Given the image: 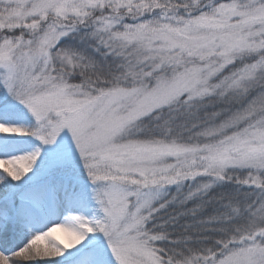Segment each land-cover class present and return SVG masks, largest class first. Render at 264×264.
I'll use <instances>...</instances> for the list:
<instances>
[{"label": "snow or ice", "instance_id": "obj_1", "mask_svg": "<svg viewBox=\"0 0 264 264\" xmlns=\"http://www.w3.org/2000/svg\"><path fill=\"white\" fill-rule=\"evenodd\" d=\"M0 264H264V0H0Z\"/></svg>", "mask_w": 264, "mask_h": 264}, {"label": "rangeland", "instance_id": "obj_2", "mask_svg": "<svg viewBox=\"0 0 264 264\" xmlns=\"http://www.w3.org/2000/svg\"><path fill=\"white\" fill-rule=\"evenodd\" d=\"M56 223H57V224H58V223H61V221H56ZM48 227H54V224H49ZM44 231H47V228H45ZM58 231H60V232H58ZM57 232H58V234H59L60 236H62V233H63V232H62L59 228H57V229L52 233L50 239L55 240L56 242H59V241L57 240V237H56V234H55V233H57ZM61 232H62V233H61ZM62 237H63V236H62ZM45 242H46V241H42L41 243H45Z\"/></svg>", "mask_w": 264, "mask_h": 264}, {"label": "bare ground", "instance_id": "obj_3", "mask_svg": "<svg viewBox=\"0 0 264 264\" xmlns=\"http://www.w3.org/2000/svg\"><path fill=\"white\" fill-rule=\"evenodd\" d=\"M60 230H61V229H60ZM58 232H60V231H58ZM58 232L55 233V234H56V237H57V238H58V237H59V238H63V237H64V233L61 232V233H62V236H63V237H62V236H60V235L58 234Z\"/></svg>", "mask_w": 264, "mask_h": 264}, {"label": "trees", "instance_id": "obj_4", "mask_svg": "<svg viewBox=\"0 0 264 264\" xmlns=\"http://www.w3.org/2000/svg\"><path fill=\"white\" fill-rule=\"evenodd\" d=\"M46 243V242H45Z\"/></svg>", "mask_w": 264, "mask_h": 264}]
</instances>
